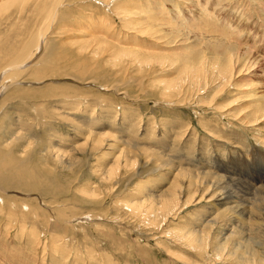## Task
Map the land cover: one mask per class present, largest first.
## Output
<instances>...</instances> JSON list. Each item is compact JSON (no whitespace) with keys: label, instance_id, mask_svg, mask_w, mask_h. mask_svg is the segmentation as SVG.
<instances>
[{"label":"rangeland","instance_id":"374dc122","mask_svg":"<svg viewBox=\"0 0 264 264\" xmlns=\"http://www.w3.org/2000/svg\"><path fill=\"white\" fill-rule=\"evenodd\" d=\"M76 1L77 0H73L69 2L71 3L69 4V11L72 17H74L73 12L77 14V7H74ZM36 2L38 1L29 0V4L24 3L21 13H16L17 9L13 8L10 11V16L12 18L22 17V19L23 17H27L31 5H34ZM110 2L108 6L102 4L103 2L101 3L99 0H85L81 3V8L86 9L82 10V14L77 15L76 19L72 18L58 26H54V30L60 39L58 40L59 44L57 46L60 51H64L70 56L69 62L75 61L76 63H80V59L74 56V52L82 50L81 48L84 46L87 48L86 50L89 51L96 41L104 45L110 43L109 45L112 44V47L114 44L115 47H123L129 44V49L134 48V46L131 47V45L137 46V44L157 46V43L140 35L139 28L142 26L151 27V30L153 27L154 29L156 28L155 31H157V36H163L161 35V31L163 30L164 32L162 33L168 41L176 37L177 39L175 40L179 41L178 44H180L179 47L165 45V48H163L164 50H168V52L175 50L177 55H173V53H164L159 50H157L159 52L156 51L159 55L164 54L161 59L164 61L163 66L165 71L154 75L152 73L150 79L144 78L145 84L149 83L151 86H162V84L167 85L173 83V80H176L175 76L179 70L178 63L172 65L173 62H176L177 56V61L179 62L184 60L182 57L188 53H190L191 58V55L195 52H199L204 45H217L236 49L240 45L234 41L235 38L242 43V47L240 46L242 51L244 48L247 49L246 47L250 48L248 60H242L237 65V67H239L243 65V62H246L248 66L247 72H242V75H238L236 78L232 79L234 82L232 81L230 89L223 92L214 101V104L212 103L209 105L207 103L206 100L210 97L209 96L203 99L205 100L203 104L198 103V105L193 104L171 108V104L167 102H158L154 100L143 101L141 90L137 88L124 90L123 92L126 93L127 97L126 95L123 96L120 91L113 89L108 90L103 88V91L102 87L99 85L105 84L107 86L111 80H103L101 77L102 75L99 74H109L111 71L112 75L127 73L132 76L133 79L139 77L137 74H130L123 71L120 66L117 69H111L112 60L106 53L101 55V58L98 57L92 59V61H87L86 66H84L88 71L90 70L94 74L91 77L95 79L97 86L93 83L91 85H80L70 80H65L67 78L56 83H50L52 80H47L45 82L44 87L55 86V92H53L52 96L47 97L49 100L46 102L50 112L54 111L61 114L64 108L66 110L69 109L68 111H70L69 113L71 114L70 117H73L77 124V126L74 127L92 125L94 130L105 127V131H107L110 136H114L117 140L120 135L115 133L114 130L116 129L128 138L130 137V139L132 136L135 137L137 135L138 140L145 143V145L150 148L153 147L154 151L156 150L155 152L157 153L163 151H161V149L159 150L157 147L166 148V152L163 154L167 155L166 157L169 156L168 158L170 160H173L172 164L179 163L183 160H190L195 165L203 166L201 172H211L216 177L223 175V173L226 175L230 173V177L232 178L230 183L237 186V189L242 188L241 190L246 191V188L248 191L260 187V182L264 178V119H259L260 121L258 120L256 124H252L250 127H245L240 123L239 119H244V115L246 116L249 114L248 112H252L257 104L258 106H261L259 105L260 103L264 104V0H208V2L207 0H154V2L153 0H111ZM137 3L142 6L146 5L148 10L155 9V13L153 10H149L148 13H154V16H158L159 19L160 17L164 19L166 13L169 18L167 20L168 22L170 21L168 24L170 25L168 26L166 22V24L164 23L165 25H162L163 23L156 24V22H152L151 24H143L141 22L143 25H140L138 22L135 23V21L133 23V19L131 18H133L136 13L129 17L128 14L125 16L123 13L126 11L125 9L132 11L137 10L131 9L132 6H136L137 8ZM125 5L130 6L127 7ZM157 7H159V11L156 12ZM168 8L170 10H168ZM203 11H205V13ZM108 16L109 19H107ZM208 16H210V18ZM4 17L5 18L0 21V35L9 34L13 26V19L11 18L9 27L5 19H9L10 17L9 15ZM183 18L186 20L189 19L191 23L187 24L184 22L182 24L181 19ZM174 20H178L179 27L177 29L172 26L171 22ZM145 21L147 20L145 19ZM193 21L195 26L193 25ZM153 23L156 25L154 26ZM213 25L215 26L213 27ZM94 28H96V31L93 30ZM168 28L170 30H168ZM172 30H174L175 33ZM95 32H97L98 35H96ZM221 34L225 35V37H222ZM96 36L98 37L96 38ZM217 38L220 39V41ZM1 41H3V38ZM230 44L232 45L230 46ZM196 46L198 48L195 49V51L193 47ZM187 47L189 49L192 48L191 50L188 49L190 52L186 51L187 49L185 48ZM136 54L146 56L145 54L141 55L139 49ZM208 54L209 53L206 52L207 57H209L208 62L212 63L211 61L213 60L211 59H213V56ZM173 56L176 57L174 58ZM15 57V54L10 57L11 59L7 57L9 60L7 61L6 58L5 62L13 61ZM88 57L89 56H86V58ZM179 58L181 60H179ZM128 62L129 60L127 59V63ZM2 63L0 62V65ZM210 63H206V67L207 65L209 67ZM179 65H181V63H179ZM99 71L101 73H99ZM27 76L28 73L24 75V77ZM60 78L62 77L60 76ZM178 78L179 77H177V79ZM234 84H237L238 88H236ZM125 87L127 86L124 85V89ZM12 91L13 90H10V92ZM73 91L77 93L71 94ZM73 95H78V97L71 98ZM135 98H138V100H134ZM228 103L231 105L229 106ZM15 104L17 105L18 103L15 101ZM216 108H222V111H216ZM6 111L11 114L9 120L15 122L19 113L17 109L11 110L5 107L1 110L0 116ZM220 114H224L223 117H220ZM34 116H36L34 117L35 119L29 123L33 132L32 134H26L28 135V141H32L29 142V146H27V143H20L16 151H22L24 156H27L32 151H36V153H40V155L38 154L37 156L41 162L45 164V161L40 158L43 156L48 159L43 149L45 144H50L54 139L58 140L59 136L61 137L62 135V138L65 139L67 143L66 144L65 141L63 142L64 149L68 146L70 148V145H73L71 141L74 140L73 136L69 135L72 129L66 127V124L62 123V121L60 122L53 114L40 115L37 112ZM122 125L126 126L124 130L121 128L123 127ZM261 127L263 129H261ZM171 128L174 129V133L171 131ZM257 129L261 130L258 131ZM176 134L178 136L174 137ZM32 135H35V137H32ZM48 136H50L51 139H49ZM47 140L49 141L46 142ZM119 140L124 139L122 138ZM119 140L115 141L119 150L123 148L131 149L129 142L122 144ZM127 140L130 141L129 139ZM54 141L56 142V140ZM32 142L36 144L37 148L32 145ZM77 143H84V141L78 140L76 144ZM223 143L224 145H222ZM16 151L15 153H17ZM227 151L230 153V156L227 158L221 157ZM254 151L257 152V154H254ZM103 152L109 156V153L106 151ZM76 153L77 152L74 153V157L77 156L79 159L80 155ZM202 154L206 157H211L213 161L205 160V156ZM179 155H184L187 159L184 157H180L179 160L176 159L175 156ZM107 156L105 160L99 162V158H97L98 156L96 154L94 157L96 160H86L85 167L80 171L74 169L73 171L67 172L66 174L71 175L65 176L62 179V185L65 186L62 190L60 188H52L51 191L45 193L41 192L43 188L41 185V188L38 189L41 190L38 191L41 193L40 195H28L20 193V191L8 192L0 188V264H182L176 256H173L174 253H178L197 264H209V262L212 261H209L208 257L205 259L201 258L194 250L188 251L187 248L179 244L176 246L170 243L174 240V233L178 232L174 228L191 227V230L194 229L198 217L205 216L206 205L205 207L204 204L202 205L204 208L201 206L203 209L198 207L193 208L191 206L188 209H180L173 219V223L171 221L169 224H165L163 228H161V226L159 228H150V226L147 225L148 223L134 217L131 212L129 213L126 207H123V204L129 201L130 196L135 195L138 189L137 187L134 188L135 186L129 185L119 187V185H116L115 187L119 188L115 189L108 183H102L101 185L96 184L95 176L97 174L95 175V173L99 170L98 165L107 163ZM40 160L36 162L42 164ZM46 164H42L40 167L46 170L49 168L50 170H54L55 167L49 159ZM208 165L211 167L210 171L208 170ZM214 166L218 168L219 173L212 172V170L216 171ZM144 184L145 186L149 185L153 188L156 186L165 187V184L155 177L145 179ZM9 186L8 188L12 187V185ZM91 189L94 190L96 197L86 200L89 196H87L85 192L91 191ZM54 191L56 193H53ZM17 192L20 196L16 194ZM100 192L103 194L101 195ZM98 198L102 200V206L100 203L97 205L93 204ZM25 200H27V202ZM20 203L23 205L21 206ZM45 206L48 209H46ZM49 210H53L52 213ZM162 232H166L165 239L161 238ZM169 236H172L171 239ZM162 246L167 247L171 252L167 254V252L163 251Z\"/></svg>","mask_w":264,"mask_h":264},{"label":"bare ground","instance_id":"6f19581e","mask_svg":"<svg viewBox=\"0 0 264 264\" xmlns=\"http://www.w3.org/2000/svg\"><path fill=\"white\" fill-rule=\"evenodd\" d=\"M37 1L38 2H36L34 5L30 4L31 7L29 9L27 17H23L22 19V17L12 18L10 16V11L13 8H16V13H21V11H23V4H29V0H0V21L5 18L4 16L9 15L10 18L5 19L7 25H9L11 24V18L13 19L12 30L9 32V34L7 33L6 35H0V62H3L0 65V112L5 107L6 109L11 110L17 109V111L19 112L18 118L17 120H15V122H11L9 120L11 118V114L8 111L0 116V188L8 192L20 191V193L28 195H40L41 193L38 191L41 190V192L48 193L52 190V188H60L62 190V188L65 187L64 185H62V179L65 176L71 175L66 174L67 172L73 171L74 169L80 171L83 167H85L84 165L86 164V160H93L96 154L98 156L97 158H99V162L105 160V157L107 155L103 151H106L107 153H109L110 158L109 156H107V163H98L99 170L97 171V173H95V175L97 174L95 176L96 184L101 185L102 183H108L112 188L114 187L115 189L125 185L135 186L134 188L137 187L138 189L135 195L130 196L129 201L125 203L126 205L123 204V207H126V209L129 210V213L131 212L134 217H137L140 220L142 219L144 222L148 223L147 225L150 226V228H159L160 226L161 228H163L165 224H169L171 221L173 223V219L176 217V214L180 209H188L190 208V206L193 208L198 207L203 209L206 205L205 216L198 217V219L196 220L197 224H195L196 226H194V229L191 230V227L174 228L178 232L174 233V240H172L170 243H173V245L176 246H178L177 244H179L180 246L187 248L188 251L194 250L197 252L196 254L203 259L208 257L209 261L212 260L209 262V264H264V178L260 182V187H256L255 190L248 191L245 188V190L247 191L246 192L244 190H241L242 188L237 189V186H234L230 183V180H232V178L230 177V173L227 175L223 173V175L216 177L211 172H201L203 166L195 165L190 160H183L179 163L172 164L173 160H170L168 158L169 156L166 157L167 155L163 154L164 152H166V148L157 147L159 150H163L161 153H157L155 152L156 150L154 151L152 146V148H150L146 146L145 143H142L140 140H138L137 135L135 137L132 136L130 139V137L128 138L116 129L114 131L116 134L120 135L119 139H124L118 140L122 142V144H125V142H129V145L131 146V149L123 148L119 150L116 145L117 143L115 142L118 140L114 136H110V134L105 131V127L98 128L97 130H94V127H92V125H82V127H74L77 126V124L74 121V118L70 117L71 114L69 113L70 111H68L69 109L66 110L64 108L61 114L54 111L50 112L49 107L46 105V102L47 100H49L47 99V97L52 96L53 92H55V86L44 87L47 80H52L50 81V83H56L60 80H64V78H67L65 80H70L80 85H91L93 83L95 86H97L95 79L91 77L94 74L92 73V71H88L84 66H86L87 61H92V59H96L101 55L107 53V55L112 60L111 69L114 70L120 66L123 71L130 74H137L139 77L133 79V77L128 75L127 73L112 75L111 71L109 74H99L102 75L101 77L103 80H111L107 86L105 84L99 85L100 87H102V89L104 88L108 90L113 89L116 91H120V93L124 96L126 95V93L123 92L124 90L137 88L138 90H141L143 101L154 100L158 102H167L171 104V108L193 104L198 105V103L203 104V101H205L203 99L210 96L206 100L210 105L212 103L214 104V101L223 92L230 89L233 81L232 79L236 78V76L238 75H242V72H247L246 70L248 66L246 65V62H243V65L239 67H237V65L242 60H248L250 48L246 47L247 49L244 48V50L242 51L240 49L242 43L239 42L237 38H235L234 41L240 46L236 49H231L230 47H220L217 45L205 46L203 44L204 47H202L199 52L193 53V55H191V58L190 53H188L187 55L182 57L184 60H181L179 58V60H181L179 62L177 61L178 56H175L177 60H175L176 62H173L172 65L178 63L179 70L177 72V75L175 76L176 80L174 79L175 81L173 80V83L168 82L169 84L167 85L162 84V86H151V84L149 83H144V78L150 79L152 73L154 75L165 71L163 66L164 61L163 59H161L164 54H160V56L158 53H156V51L159 50L164 53H173V55H177V52L175 50H173L172 52H168V50L163 49L165 48V45L170 47H179L180 44H178L179 41L175 40L177 39L176 37L175 39L172 38L170 39V41H168L165 35L162 33L164 32L163 30L161 31V35L163 36H157V31H155L156 28L154 29L153 27L151 30V27L141 26L139 28V32L141 33L140 35L148 38L149 40H152V42L154 43H157V46L150 44H137V46L131 45V47L134 46V48L136 49H129V44H127V46L124 45L123 47H115L114 44V46L112 47V44L109 45L110 43H107L108 45H104L101 44V42L96 41L94 42L93 47L91 46L92 48H90L89 51L86 50L87 48L84 46L82 48L80 47L82 50L74 52V56L80 59V63H76L75 61L69 62L70 56L67 55L66 52L60 51L59 47L57 46L59 44L58 40L60 39L58 38L59 36L56 34V31L54 30V26H58L59 24H62L63 22H66L72 18L76 19L77 15L82 14V10L86 9L81 8V3H83L85 0H77L74 3V7H77V14L73 12L74 17H72V14H70L69 11V4H71L69 2L73 0ZM99 1L101 3L103 2L102 4L108 6L110 3H112L110 2L111 0ZM138 4L139 3H137V5ZM125 6L129 7L130 5ZM132 8L137 10H127L124 7L126 11L123 14L125 16L126 14H128L129 17L136 13L134 17H136L137 15L138 16L136 18H131L133 19V23L135 21V23L138 22L140 23V25H143L145 23L151 24L152 22H156V24L163 23L162 25H165L167 23L168 26L170 25L168 24L170 23V21L168 22L167 19L169 18L166 13L164 15V19H162L161 17L159 19L158 16H154L155 9H149L154 11L153 14L148 13L149 10L146 5H138L137 8L136 6H132L131 9ZM168 10L170 9L168 8ZM157 11H159V7L156 8V12ZM203 12L205 13V11ZM208 17L210 18V16ZM107 19H109V16L107 17ZM145 19L147 21H145ZM181 22L182 24L184 22H186L187 24L191 23L189 19L186 20L184 18L181 19ZM171 23L175 29L179 27L178 20H174ZM156 24H154V26ZM214 26L215 25H213V27ZM95 29L96 28H94L93 30ZM168 30L170 29L168 28ZM95 33L96 35H98L97 32ZM223 36L225 37V35H222V37ZM97 37L98 36H96V38ZM2 38L3 41H1ZM218 40L220 41V39ZM219 43L223 44L221 42ZM232 44H230V46ZM197 48V46L193 47V50ZM138 49L140 50L141 55L145 54L146 56H140L136 54L138 52ZM185 49H187L186 51H188L189 48L187 47ZM191 49L192 48H190L189 50ZM206 52L209 53L208 55L213 56V59H211L213 60L211 61L212 63L208 62L209 57H207ZM14 54L16 55V57L13 59V61L11 60L9 62H5V59L7 57L10 58ZM86 56L89 57L86 58ZM8 58L6 59L7 61L9 60ZM127 59L129 60L128 63ZM179 63H181V65H179ZM206 63H210L209 67L208 65L206 67ZM26 73H28V76L24 77ZM99 73L101 72L99 71ZM60 76L62 78H60ZM177 77L179 78L177 79ZM124 85L127 86L125 87V89ZM234 85H236V88H238L237 84ZM10 90L13 91L10 92ZM74 93L77 92L73 91V93L71 94ZM73 97H78V95L71 96V98ZM134 100H138V98H135ZM15 101L16 103H18L17 105L15 104ZM259 105L261 106H258L257 104L256 108L253 109L252 112L247 111L249 114L246 116L244 115V119H239L240 123L245 127H250L252 124H256L259 119H264V104L260 103ZM216 109V111H222V108ZM37 112L40 115L53 114L58 118V120H60V122L62 121V123H65L66 127L72 129L69 135L73 136L74 140L71 141L73 145H70V148L68 146L64 149L63 142L65 141V139L62 138V135L61 137L59 136L58 140L54 139L56 140V142L53 140L56 144L52 141L54 144L51 142L50 144H45L44 147L46 149L43 147L49 161H51L56 168H54V170H50V168L46 170L40 167L42 164L45 165L48 162V159L44 158L43 156H41L40 158L45 161V164L41 162V160L37 156L38 154L40 155V153L32 151L30 152V154H28L27 152L28 155L24 156L22 154V151H16L18 150V145L20 143H27V146H29V142L32 141H28V135L26 134H32L33 131L29 123L35 119L34 117L36 116H34V114ZM223 115L224 114H220V117H223ZM125 127L126 126H123L121 128L124 130ZM261 129L263 128L261 127ZM171 131H173L174 133L173 128H171ZM50 136H48L49 139H51ZM176 136L178 135L176 134L174 137ZM32 137H35V135H32ZM127 139H129L130 141H128ZM78 140H83L84 143L78 144V142L76 144ZM48 141L49 140H47L46 142ZM32 145L37 148L35 143L32 142ZM222 145H224V143ZM15 151L17 153H15ZM75 152L80 155L79 159L77 158V156L74 157ZM253 153L257 154V152L255 151ZM202 155L205 156L204 154ZM224 155H222L221 157L227 158L230 156V153L227 151ZM175 157L178 160L180 159V157H184L185 159H187L184 155ZM36 158L37 160H40L42 164L37 163ZM206 159L209 161H213L211 157L205 156V160ZM210 168L211 167L209 166V171ZM215 170L216 171L212 170V172L219 173L218 168L215 167ZM149 177H155L159 179L165 184V187L162 188L163 186H156L153 188L149 185L145 186L144 181ZM9 185H12V187L8 188ZM41 185L43 188L41 190H38L39 188H41ZM116 185H119V187H115ZM53 193L56 192L54 191ZM16 194H18V192ZM85 194L89 196L86 198V200H90L92 197H96V194L92 189L91 191H86ZM102 194L103 193H101V195ZM18 195L20 196V194ZM25 201L27 202V200ZM99 203L102 206V200L100 198H98V200L96 199L93 204L97 205ZM23 204H21V206ZM203 204L204 207L202 206ZM49 211L52 213L53 210ZM165 235L166 232H162L161 238L165 239ZM169 237L171 239L172 236ZM162 249L164 252H167V254L171 252L167 247L162 246ZM173 256H176L182 264H197L190 259L184 258L178 253H174Z\"/></svg>","mask_w":264,"mask_h":264}]
</instances>
